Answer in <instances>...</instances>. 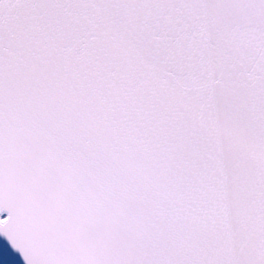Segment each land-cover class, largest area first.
<instances>
[{"label": "snow or ice", "instance_id": "1", "mask_svg": "<svg viewBox=\"0 0 264 264\" xmlns=\"http://www.w3.org/2000/svg\"><path fill=\"white\" fill-rule=\"evenodd\" d=\"M0 264H264V0H0Z\"/></svg>", "mask_w": 264, "mask_h": 264}]
</instances>
